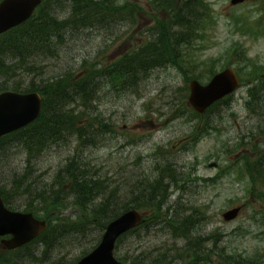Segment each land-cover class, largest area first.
Wrapping results in <instances>:
<instances>
[{
    "label": "rangeland",
    "instance_id": "rangeland-1",
    "mask_svg": "<svg viewBox=\"0 0 264 264\" xmlns=\"http://www.w3.org/2000/svg\"><path fill=\"white\" fill-rule=\"evenodd\" d=\"M185 1L117 0L125 11L132 12L131 18L111 28V37L109 31L87 29L69 41L58 56L46 61L44 71L52 76L73 66L79 68L84 58L91 69L113 68L124 55L152 42L156 32L175 27L173 15ZM195 1L185 12L193 23L188 32L194 41L188 39L190 44L179 45L175 58L169 49L166 64L139 73L135 81L132 77L106 78L90 108L93 127L98 129L102 123L104 130L97 143L80 148L72 138L61 149L52 147L31 160L32 178L50 182L66 157L80 148L111 188L120 186L117 194L122 199L133 189V180H164L168 184L165 198L162 203L157 201L161 213L140 210L152 218L147 216L149 220L140 231L119 243L115 255L123 261L148 264V258L160 256L166 258L164 264H180L178 254L186 250V244L191 245L188 240H196L206 258L197 264H232L226 259L228 254H239L244 264H264V150L259 144L264 137V93L260 108L255 112L252 110L257 105L247 108L248 87L255 79H264V0L234 5L231 0ZM170 30L171 35L174 29ZM169 36L166 44L171 42ZM226 68L237 74L239 88L203 115L194 112L188 103L189 81L204 84ZM9 78L10 82L15 79ZM260 83L264 86V80ZM75 109V113L82 111V107ZM10 155L19 157L16 163L20 165L24 154ZM254 162L257 166L250 171ZM210 164L216 167L209 168ZM165 165L171 166L170 170L160 175ZM125 177L132 181L126 182ZM12 201L20 205L19 211L27 203V199ZM239 206L241 211L234 220L222 219L226 210ZM79 212L74 207L66 213L52 212L51 220L57 224L68 216L77 217ZM190 213L197 222L192 230L170 232L171 220ZM38 215L46 218L40 212ZM87 217L83 214L82 220ZM101 232L90 224L84 238L56 248L44 260L36 247L34 261L27 249L8 253L7 262L2 263L7 254L0 248V264H69L91 247ZM186 262L192 264L193 257L185 258Z\"/></svg>",
    "mask_w": 264,
    "mask_h": 264
},
{
    "label": "trees",
    "instance_id": "trees-1",
    "mask_svg": "<svg viewBox=\"0 0 264 264\" xmlns=\"http://www.w3.org/2000/svg\"><path fill=\"white\" fill-rule=\"evenodd\" d=\"M185 2L173 15L175 27L162 29L161 33L156 32L152 42L124 55L113 68L91 69L84 58L79 62V68L73 66L62 73L49 76L44 71V63L58 56L69 41L81 37L87 29L109 31L111 37V28L121 25L122 21L132 16V12L125 11L126 7L119 5L117 0H43L28 21L0 35V92L35 91L43 98L41 115L34 123L0 139V196L5 205L11 210H19L20 205H15L12 200L17 202V198L27 199L22 211L31 212L35 216L40 212L49 222L47 230L40 237L15 250L16 252L30 249L29 255L34 261L37 247V254L44 260L56 248L64 244H74L84 238L90 224L103 231L108 222L130 208L145 209L146 213H161V204L157 205V201L162 203L165 198L168 184L164 180L159 177L153 181L149 178L133 180V189L127 198L122 199L117 194L121 190L120 186L111 188L106 177L101 176L79 149L94 146L98 136L101 137L104 133L100 128L102 123H99L98 129L93 127L90 108L95 94L106 78L127 80L132 77L135 81V76L139 73L166 64L169 49H173L175 58L179 45L190 44L188 39L194 41L192 32H188L193 23L185 12L196 1ZM195 24L198 25L197 22ZM197 28L198 26L194 27ZM170 29H174L171 35ZM166 36L171 39L169 44H166ZM9 76L15 77L14 81L10 82ZM76 106L82 107V111L75 113ZM72 138L80 148L66 157L65 163L57 168L52 180L40 183L32 178L31 160L52 147L61 149ZM13 149L14 152H9ZM20 152L24 157L18 165L16 161L19 157L10 154ZM165 167H162L160 175L169 171L171 166ZM248 169L253 170L250 166ZM125 180L132 181L129 177H125ZM72 207L80 210L77 217L68 216L69 218L61 219L60 223H53L50 213H66ZM83 214L89 215L86 221L82 220ZM147 216L152 218L151 215H146L141 226L118 240L117 250L119 243L129 234L141 230L149 220ZM196 224V218L190 213L171 220L173 229L170 232L180 230L186 233ZM96 243L93 242L91 247L82 250L80 256L90 251ZM186 243L191 245L186 244V250L180 251L177 262L188 264L184 263L185 258L193 257L192 264H197L198 261L206 259L198 241L188 240ZM6 254L2 263L7 262L8 253ZM239 257V254H228L226 259L232 264H244ZM77 260L78 258H73L69 264H74ZM165 260L166 258L155 256L148 258V264H164Z\"/></svg>",
    "mask_w": 264,
    "mask_h": 264
},
{
    "label": "water",
    "instance_id": "water-1",
    "mask_svg": "<svg viewBox=\"0 0 264 264\" xmlns=\"http://www.w3.org/2000/svg\"><path fill=\"white\" fill-rule=\"evenodd\" d=\"M43 0H1L0 35L23 24L31 18ZM243 0H231V4ZM238 86V80L230 69H225L202 85L196 80L189 84L188 102L198 113H203L210 105L231 94ZM42 99L38 92L19 93L3 91L0 93V138L33 123L40 115ZM215 164H211L210 167ZM240 208L235 207L222 214L225 221L236 218ZM142 214L130 209L105 228L101 241L89 254L76 264H123L115 259L113 250L116 240L129 230L136 228ZM46 228V222L38 220L30 213L14 212L5 208L0 197V244L3 249L19 248L38 237ZM132 264V263H127Z\"/></svg>",
    "mask_w": 264,
    "mask_h": 264
},
{
    "label": "flooded vegetation",
    "instance_id": "flooded-vegetation-1",
    "mask_svg": "<svg viewBox=\"0 0 264 264\" xmlns=\"http://www.w3.org/2000/svg\"><path fill=\"white\" fill-rule=\"evenodd\" d=\"M259 144H260V146L262 147V152H263V150H264V137H262L261 139H260V142H259Z\"/></svg>",
    "mask_w": 264,
    "mask_h": 264
},
{
    "label": "bare ground",
    "instance_id": "bare-ground-1",
    "mask_svg": "<svg viewBox=\"0 0 264 264\" xmlns=\"http://www.w3.org/2000/svg\"><path fill=\"white\" fill-rule=\"evenodd\" d=\"M141 213H142V216H145V212H143V211H140Z\"/></svg>",
    "mask_w": 264,
    "mask_h": 264
}]
</instances>
